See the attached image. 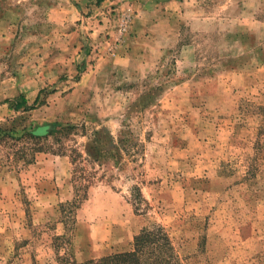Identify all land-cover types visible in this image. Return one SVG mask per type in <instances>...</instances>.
<instances>
[{
  "label": "rangeland",
  "instance_id": "obj_1",
  "mask_svg": "<svg viewBox=\"0 0 264 264\" xmlns=\"http://www.w3.org/2000/svg\"><path fill=\"white\" fill-rule=\"evenodd\" d=\"M36 130L0 142V264L154 225L181 264H264V0H0V135Z\"/></svg>",
  "mask_w": 264,
  "mask_h": 264
},
{
  "label": "trees",
  "instance_id": "obj_2",
  "mask_svg": "<svg viewBox=\"0 0 264 264\" xmlns=\"http://www.w3.org/2000/svg\"><path fill=\"white\" fill-rule=\"evenodd\" d=\"M37 101L38 98L36 100V103ZM4 103L8 104L10 110L15 112L27 111L31 109V107H28V101L25 96H20L12 100L8 99ZM76 130L77 128L75 126H66L61 128L59 132H64L66 133V135H70ZM45 132L46 131L44 130H36L33 133H25L24 136L17 139L6 136L2 137L0 135V142L3 143L11 141L16 143H22L28 140L27 143L30 144V142H34L35 140H37L38 144L41 146V141L48 140L46 138H48L51 134L50 133L48 135L47 133L45 135H42ZM61 142L62 140H60L59 143ZM43 148H45L44 145H42L41 148H37V150L35 151L37 153L43 152ZM23 150L25 151L24 154L27 157L28 153L30 152L29 149H25L24 147ZM77 157H82V155L78 154L76 158H72V163L74 165H77ZM34 160L35 158L33 156V158L29 162H32ZM88 189L89 185L84 186L81 190H77L76 186V197L74 201L70 203L69 206L75 207L79 205L82 200V197H84L83 199H86ZM79 191H83L85 194H79ZM138 195L140 197L142 195L140 189H138ZM87 264H181V262L175 250L173 242L164 227H162L161 225H154L152 227L144 228L135 237L134 249L132 251L106 256L97 261H89Z\"/></svg>",
  "mask_w": 264,
  "mask_h": 264
}]
</instances>
